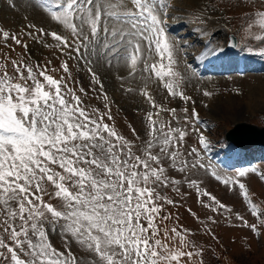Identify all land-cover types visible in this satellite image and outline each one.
Here are the masks:
<instances>
[{
	"label": "snow or ice",
	"instance_id": "1",
	"mask_svg": "<svg viewBox=\"0 0 264 264\" xmlns=\"http://www.w3.org/2000/svg\"><path fill=\"white\" fill-rule=\"evenodd\" d=\"M240 4L253 12L247 31L264 32V0L250 4L240 0ZM32 6L61 33L28 27L51 36L62 54L67 49V55L88 66L107 111L88 110L64 77L56 79L47 69L37 71L8 57L0 62V264H81L73 244L87 252L90 264H180L182 258H191L193 252L183 251L189 246L187 230L174 227L170 237L165 229V240L179 241L178 248L170 249L158 238L156 223L169 219L160 215L164 205L175 206L160 189L172 187L179 193L181 181L171 179L168 169L187 174L205 168L197 148L186 155L182 150L188 126L199 121L195 108H183L184 116L178 117L176 108L158 104L147 90L154 78L167 97L191 100L181 90L183 77L174 70L175 45L166 33L170 4L166 0H33ZM254 35L264 41V35ZM9 40L21 45L15 34L0 29V43L7 47ZM94 62L126 69L128 79L139 72L145 81L139 94L156 111L149 110L144 117L146 138L139 148L105 122V117H113L104 85L91 67ZM60 67L69 73L67 62ZM163 112L170 113L177 126L164 121ZM132 134L141 140L135 129ZM198 143L208 147L203 135ZM212 175L225 185L238 184L251 216L264 226V212L252 202L245 184L215 171ZM245 175L239 172L240 177ZM185 182L208 198L210 203L200 201L203 208L231 212L201 190L198 181L186 175ZM237 219L259 235L257 224H249L239 214ZM52 232L62 238L64 250L53 245Z\"/></svg>",
	"mask_w": 264,
	"mask_h": 264
},
{
	"label": "rangeland",
	"instance_id": "2",
	"mask_svg": "<svg viewBox=\"0 0 264 264\" xmlns=\"http://www.w3.org/2000/svg\"><path fill=\"white\" fill-rule=\"evenodd\" d=\"M10 1L16 3L14 9L11 8L10 3L7 4V0H0V29L15 34L21 40V45H16L11 40L7 42V47L0 43V62H3L5 57L18 59L33 66L37 71L47 69L48 74L53 75L56 79L64 77L68 87L81 96L84 106L88 110L96 108L100 112H106L105 102L100 96V86L92 83L91 76L87 71L88 66L82 60L71 58L67 55L69 51L67 49L62 54L57 42L51 36H41L35 30H31L32 32L29 30V33H26L21 29L25 23L21 17L29 19L24 14L35 11L32 6L33 0ZM247 2L250 4L252 0H247ZM168 3L171 7L167 22L169 25L173 23L170 31L173 33L170 34L174 35L175 45L179 49L176 50L174 56L176 61L174 70L183 77L181 90L185 95L190 96L191 100L185 103L179 97H167L166 90L154 80L149 82L147 87H153L152 90L150 89V94L158 104L167 108H176L178 117L184 116L183 108H188L190 111L195 108L196 111L200 112L199 117L205 125L210 149L219 154L220 161L216 163L209 160L206 153L200 150L197 135L201 131V127L197 123L188 126V135L182 150L186 155L193 147L197 148L201 163L205 165V168L192 169L187 174L171 168L168 169L169 177L180 180L181 184L178 186L179 193L173 191L172 187L160 189L161 194L172 199L175 206L164 205L160 215L169 216V219L165 221L157 219L156 223L160 228L158 238L166 243L170 249H176L179 247V241L177 239L165 240V229L168 230L170 237L173 235L171 229L174 227L178 231L187 230L186 239L189 246L185 247L183 251L193 252V256L182 258L180 264H264V226H260L259 220L251 216L247 204L240 195L238 184L225 185L212 175V172L215 171L222 178L234 177L240 183L245 184L252 202L264 212V179L261 178L264 175V149H258L259 151L253 153L245 152L243 153L245 161H238V163L233 164L230 163L231 157L222 151L235 149L224 139V134L234 124L247 123L257 127L264 126V97L257 99V92L251 94L249 91L255 86L264 85V71L246 74L203 71V74L198 75L206 77L199 78L197 73L192 71L193 63L186 62L193 60L194 57L203 56L204 44H202V40L205 39L207 29L203 27L204 30L201 29L198 32L196 27L198 23L200 24L196 18L198 14L206 16L211 22L219 25L210 35L215 46L226 42L228 32H233L237 36L240 46L239 56L243 60L246 59L245 55L250 58L261 57L264 59V41L255 39L254 35H264V32L259 29H254V34L247 31L248 17L253 15V12L242 7L240 0H199L196 3L192 0H174L172 5L170 1ZM36 22L39 24V21H32L35 25ZM41 25L43 26V24ZM51 26L60 29L56 25ZM180 52H183L184 56L188 55V58L185 57L183 61ZM75 55L72 53L73 57ZM201 58L197 59L200 60ZM237 59H231L230 67H226V69L242 70L246 68L245 62L239 66V61L236 64L237 67L235 64L233 66V62ZM64 62H67L69 66L68 74H65L60 67ZM220 64L224 65L223 62ZM37 65L39 68L36 67ZM91 67L104 85L103 91L109 89L113 93V96L109 92L106 93L109 97V107L113 119L107 120L105 117V122L113 125L119 134L133 141L139 148L142 139L146 138L144 117L149 110L156 111L151 109L145 98L139 94L140 90L145 87V81L140 79L141 74L138 72L137 78L128 80L126 69L106 67L103 62H94ZM208 67L215 70L213 65ZM8 70L10 73L12 72L10 63ZM118 75L124 76L126 79L121 82L117 79ZM81 88L84 89V93L80 92ZM127 88H132L134 91L127 92L125 91ZM208 88L216 94L212 102L204 100L202 90L206 91ZM229 98H233L236 102L231 112H225L222 110L221 104L229 101ZM247 104L252 105V109L249 111H246ZM161 118L164 121H171L173 127L177 126L170 113H161ZM192 128H195L196 131H192ZM132 129L136 130V134L141 137V140H137L133 136ZM253 154H257L259 157H255ZM187 159L191 160L192 157H187ZM240 171H244L246 175L240 177ZM186 175L188 179L198 181L201 190L209 192L226 208L231 209V212H226L224 209L212 212L203 208L200 201L203 200L205 203H210V201L207 197H200L194 188L189 187L188 183L185 182ZM52 202L56 203V201ZM160 203L163 204V201ZM237 214L244 216L249 224H257L259 235L253 233L249 228L243 227L242 222L237 219ZM209 217L212 219L210 220ZM50 238L57 249L64 250L63 240L57 233L52 232ZM72 251L81 260V264H90V257L84 249L73 244Z\"/></svg>",
	"mask_w": 264,
	"mask_h": 264
},
{
	"label": "bare ground",
	"instance_id": "3",
	"mask_svg": "<svg viewBox=\"0 0 264 264\" xmlns=\"http://www.w3.org/2000/svg\"><path fill=\"white\" fill-rule=\"evenodd\" d=\"M192 2H194V3H196V2H199V0H192ZM16 4V3H15ZM200 6H203V5H200ZM198 11V10H197ZM30 13V14H29ZM29 13L28 14H24L26 17H28L30 20H31V18H33L32 19V21H39V24H40V26H42L41 24H46V23H48L41 15H39L37 12H35V11H33V13L31 12V11H29ZM196 15V14H195ZM196 16H198L197 18H198V20H199V22H200V24H199V30H201V29H203V27L204 28H206L207 29V33L205 32V39H201L202 40V44H204V50H203V56H202V58L199 60V59H197L198 61H197V65L198 66H201V67H204V66H207L208 64H211L213 61H215L218 57H226V60H225V62H226V64H224V65H221L220 64V66L223 68V67H230V60L231 59H234V58H238L235 62H233V66H234V64H235V66L237 67V62L239 61V66L241 65V64H243L244 62V64H252V68L253 69H255L256 67H257V65L258 64H261V63H263L264 62V60H262V59H249V58H247V57H245L246 59L245 60H243V59H241V57L239 56L240 54H239V51L238 52H236V53H233V54H226L225 52H224V48H223V46H224V44L222 43H220L218 46H215V44L214 43H212V41H211V37H210V35L213 33L212 31L215 29V26H214V24L215 23H213V22H211L209 19H207V17L206 16H204V15H201V14H198V15H196ZM201 23H202V25H201ZM217 23V22H216ZM217 26H219L218 24H217ZM226 28V27H225ZM204 30V29H203ZM212 32V33H211ZM201 33V32H200ZM203 35V34H202ZM204 36V35H203ZM213 40V39H212ZM224 41V40H223ZM175 56V55H174ZM255 56V55H254ZM188 58V57H187ZM229 63V64H228ZM235 68V67H234ZM139 76V75H138ZM128 77V76H127ZM136 78H137V74H136ZM129 80V79H128ZM262 86H260V85H258V86H255V87H253V88H251L249 91L251 92V94L252 93H256L257 92V94H258V97H257V99H261V98H263L264 97V85L263 84H261ZM211 89H212V87H210ZM211 89H207L206 91L207 92H210L211 93V96H209V97H206V96H204V100L206 101V102H212V100L214 99V96L216 95L215 94V92H213V91H211ZM147 90H150V88H148L147 87ZM205 91H204V89L202 90V93H204ZM254 95V94H253ZM252 95V96H253ZM139 99V98H138ZM235 100L233 99V98H229V101H227V102H224L223 104H221V107H222V110H224L225 112H231L232 110H233V107H234V104H235ZM210 104V103H209ZM237 104V103H236ZM259 105H261V104H259ZM251 106L252 105H249V104H247V106H246V111L248 110H250V109H252L251 108ZM263 106V105H262ZM263 108V107H262ZM254 110V109H253ZM237 158H240L241 156H240V154H238L237 156H236Z\"/></svg>",
	"mask_w": 264,
	"mask_h": 264
},
{
	"label": "water",
	"instance_id": "4",
	"mask_svg": "<svg viewBox=\"0 0 264 264\" xmlns=\"http://www.w3.org/2000/svg\"><path fill=\"white\" fill-rule=\"evenodd\" d=\"M236 46V37L230 33L228 35L227 49L232 51ZM226 139L244 149L253 145L264 146V128H258L248 124H238L227 134Z\"/></svg>",
	"mask_w": 264,
	"mask_h": 264
}]
</instances>
